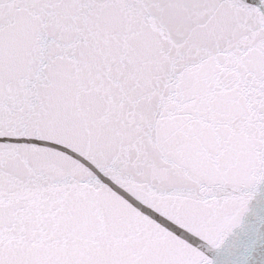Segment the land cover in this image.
<instances>
[{
  "label": "snow or ice",
  "instance_id": "snow-or-ice-1",
  "mask_svg": "<svg viewBox=\"0 0 264 264\" xmlns=\"http://www.w3.org/2000/svg\"><path fill=\"white\" fill-rule=\"evenodd\" d=\"M0 264H264V0H0Z\"/></svg>",
  "mask_w": 264,
  "mask_h": 264
}]
</instances>
